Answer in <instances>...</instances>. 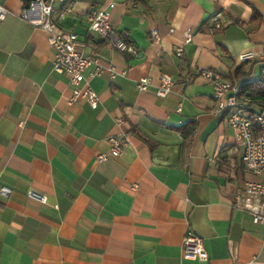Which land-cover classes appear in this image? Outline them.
Listing matches in <instances>:
<instances>
[{
    "label": "crops",
    "instance_id": "obj_1",
    "mask_svg": "<svg viewBox=\"0 0 264 264\" xmlns=\"http://www.w3.org/2000/svg\"><path fill=\"white\" fill-rule=\"evenodd\" d=\"M0 4L8 9L0 25V187L8 190L0 193V264H238L261 250L262 226L235 203L244 182L261 176L242 163L228 111L213 112L201 72L239 85L260 77L264 0H72L60 26L76 33L82 54L116 71L84 69L95 106L69 102L73 86L52 70L46 34L18 17L23 0ZM91 9L108 14L132 52L88 29ZM185 29L192 38L183 44ZM247 51L255 55L241 60ZM161 74L173 80L164 97L155 94ZM141 77L150 79L145 90L136 88ZM118 133L130 142L98 162ZM187 230L202 238L207 260L182 256Z\"/></svg>",
    "mask_w": 264,
    "mask_h": 264
},
{
    "label": "built area",
    "instance_id": "obj_2",
    "mask_svg": "<svg viewBox=\"0 0 264 264\" xmlns=\"http://www.w3.org/2000/svg\"><path fill=\"white\" fill-rule=\"evenodd\" d=\"M71 1L29 0L27 4L22 6L18 17L31 27L46 34L54 51L52 70L65 74L68 82L73 86L72 94L68 99L69 102H75L77 98H84L91 106H95L98 102V96L86 81L83 75L84 69L92 63L95 66L92 74L107 73L113 77L116 71L112 65L102 67L94 52L89 55L82 54L76 33L60 26V18L72 10ZM56 2L61 4V8L57 11L54 10ZM7 13L8 9L0 4V25ZM84 19L88 29L108 41L113 49L120 52H132V47L126 43L124 35L113 30L108 14L103 9L89 10L84 14ZM213 22L215 28L221 25L218 14L213 17ZM150 37L154 42L160 40L155 29L150 31ZM191 38V30H183V44L190 42ZM174 54L179 60H182L183 47L177 46ZM254 55L252 51H247L239 54V58L246 60ZM258 57L262 64L260 77L264 80V41L261 44ZM201 74L212 86L213 112L228 111V125L242 147V163L252 174L261 176L260 180H246L244 182L242 190L235 195V203L238 207L249 211L253 223L262 226L261 250L253 254L249 260L238 264H264V101L257 105L249 96L241 94L239 84L222 79L216 71L203 70ZM149 84L150 79L148 77H141L136 81V88L145 90ZM172 85V78L167 74H161L155 94L159 97L166 96L171 91ZM107 141L109 143L108 151L96 155L98 162L105 161L110 156L118 155L122 148L130 142L129 135L126 133L110 134L107 136ZM0 193L7 194L8 190L0 187ZM26 194L38 202H46V196L37 190L28 189ZM181 253L186 258L207 260V252L203 246L202 238L191 230H187L182 239Z\"/></svg>",
    "mask_w": 264,
    "mask_h": 264
},
{
    "label": "trees",
    "instance_id": "obj_3",
    "mask_svg": "<svg viewBox=\"0 0 264 264\" xmlns=\"http://www.w3.org/2000/svg\"><path fill=\"white\" fill-rule=\"evenodd\" d=\"M28 1L29 0H23L24 5L27 4ZM240 87L241 94L249 96L257 105L264 101V80L261 77L253 82L243 83Z\"/></svg>",
    "mask_w": 264,
    "mask_h": 264
}]
</instances>
